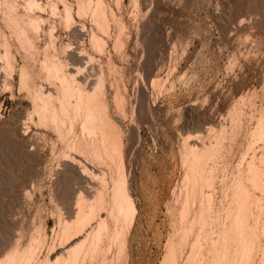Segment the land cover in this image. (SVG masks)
<instances>
[{"label": "rangeland", "instance_id": "rangeland-1", "mask_svg": "<svg viewBox=\"0 0 264 264\" xmlns=\"http://www.w3.org/2000/svg\"><path fill=\"white\" fill-rule=\"evenodd\" d=\"M35 1L40 8L32 11L29 0H0V260L26 250L27 256H34L29 264H49L59 251L62 213L69 212L81 184L77 167L62 164L60 158L70 140L83 136L79 121L71 130L64 119L60 128L40 113L44 100L55 98L48 92H57L58 84L46 79L40 68L42 61L53 58L65 63L67 74L86 83L88 92L103 77L109 116L123 138L127 176L138 209L128 260L120 264H160L179 222L187 186L183 177L193 144L213 143L216 152L220 146L206 174L216 172L212 177L224 178L222 182L228 178L229 185L226 188L227 181L224 185L213 177L215 187H209L217 193V201L210 195L216 201L212 200L214 209L229 206L234 174L250 172L246 162L254 159L257 168L253 166L263 170L264 177V136L253 135L260 118L264 124V0ZM97 3L108 17L109 37L91 18ZM10 4L12 14L42 21L39 32L23 25L33 53L28 41L21 42L10 26ZM80 4L86 10L91 6L87 17L78 14ZM66 6L72 9L73 22L67 20ZM93 33L106 39L103 53L93 48ZM39 91L49 96L43 99ZM119 98L122 104L117 103ZM56 100L52 102L59 106ZM257 185H247L255 196L250 197L249 232L254 231L250 234L256 247L247 255L250 262L242 264H264V185ZM198 187L200 200L211 192L206 186L202 194ZM64 213L66 219L69 213ZM206 258L202 264H210Z\"/></svg>", "mask_w": 264, "mask_h": 264}, {"label": "bare ground", "instance_id": "bare-ground-1", "mask_svg": "<svg viewBox=\"0 0 264 264\" xmlns=\"http://www.w3.org/2000/svg\"><path fill=\"white\" fill-rule=\"evenodd\" d=\"M89 2L91 4L93 1L91 0ZM98 3L96 4L97 8L95 7L96 9L94 8V10L91 13L92 14L91 18L94 19L93 22H95V24L99 26V29H103L102 31H105V33L103 32L105 36L107 35L109 37L107 32L109 31L108 29L110 25L107 24L108 21H106L107 19H105L107 17L106 15H105L106 17L104 18V14H103L104 10L102 9L103 5L100 6L99 8ZM10 5H8L7 7V11L10 16L9 18V23L11 24L10 26L14 28V31L18 34V36H21L20 37L21 39L18 38V36H16L18 40L20 39L21 42H22V39L23 40L25 39L28 41L29 37L26 35L27 34L26 30L23 27L24 23H26L25 25L30 26V28H33L32 31L35 32V30H37L40 27V23L42 21L40 18H35V17L23 18V17L16 15L17 13L12 14L14 8H12V5L11 6ZM27 5L29 9L32 11L40 8V4L35 0H29ZM89 7L91 8V6ZM89 7L86 10L83 4L78 5V14L81 16L84 14V16L87 17V15L90 13L88 11ZM66 12H67L66 13L67 20L69 22H73L72 9L70 6H66ZM39 29L37 30V32L40 31ZM15 32L14 34L16 35ZM101 38L102 37L99 38L97 37V35L93 33L91 42H92L93 48L98 50V52L102 51L103 53V50H105L104 47L106 45L105 43L106 39L104 38L101 39ZM29 41H28V44H30ZM21 45L22 47H25L24 42L21 43ZM32 45L33 44L31 43L29 47H32ZM27 47L28 46L26 45V49L30 50V48H27ZM32 48H33L31 49L32 51L30 50L31 53H33V50H34V47ZM34 52L36 54V50ZM35 54L34 55L32 54V55L35 56ZM42 63L43 65L41 66ZM41 64H40V68L43 67L41 69H44L46 71L47 78L46 77L45 78L50 80V82L54 81L55 84H58L57 86L55 85L57 87V92L53 93L55 95H53L51 92H48V93L51 97H55L57 99L56 101H58V105H59V106H56V104L53 103L55 98L49 97L48 98L49 100L54 99V100H51L50 102H47L49 100L45 98L47 99L46 102L44 100L43 105L40 106L41 115L44 118L49 119L52 123H54L57 126H60L61 124H63L64 119H68L69 121L68 120L67 121L70 122L71 130H73V126L74 124H76L75 121H79L81 130H82L81 133L83 132V136L81 137L77 136L79 138L76 137V139H74L73 141L70 140V142H68L67 144L65 143L67 145V149L65 151L63 150L64 152L63 154H61L62 157H60L61 160H63L62 164H65V162H68V163L70 162L72 165L77 167V170L80 173L79 176L81 178L80 180L81 184L77 188V192L71 204L72 205L71 208L68 209L69 214L63 212L65 215L68 214V217L64 219L65 216H63V213L61 212L62 217H64L63 218L64 220L62 219L61 221L59 251L54 256V259L49 264H120L123 260L124 261L128 260V256H129L128 247H129V239H130L129 237L135 225L136 216L138 214V209H137L135 198L133 196L134 194H132L133 190H131V184H130L131 182H129V179L127 176L124 152H123V140H122L123 138L120 134V130H118L116 124L112 122L109 116L107 101L104 97L105 92H104L103 77L100 76L97 79V82L95 83L93 90L91 92H88L85 87L86 83L83 85V83L78 81L74 75L70 76L69 74H67L65 70L66 66L63 61L53 60L52 58L50 60L45 59V61H42ZM25 78H26V75H25ZM22 83L23 85L25 84V82H22ZM39 93H40V97L42 96L43 99L44 97H47L48 95V94L44 95L43 92H40V91ZM116 94L118 95L119 93H116ZM116 99L118 98L116 97ZM121 100L122 99L119 98V102L117 103H121L122 102ZM118 105L120 106V104ZM260 119L261 120L257 122L258 123L257 127L254 128L255 130H253L254 132L253 135L257 134L258 138L264 136L263 118H260ZM234 122L237 123L238 121L237 122L234 121ZM62 127L60 126V128ZM234 133H232V135ZM216 141H219V140H216ZM193 145L192 146L194 148L191 146L192 149L190 151L191 156L187 160L188 170L185 174L186 176L183 177V179L185 178L183 182L186 183L185 185L187 186L184 189L185 190L184 200L181 202L182 205L179 211V222H178V225L175 226L176 229H174L175 232H173L174 233L173 237H171L170 240L167 242L166 253L160 264H202L204 263L202 261V258L203 260H205L206 258L205 251H207L206 261L209 259L210 264H237V260L239 261V264L240 263L242 264L243 261L247 262V259H248L247 255L249 254V252H251L250 248L253 249L252 246L254 247L255 245V243H253L254 241L253 238H251L252 237L251 234L254 233V231L251 230L253 231L251 234H250L251 231L249 232L251 228L250 227L251 224L249 223L250 221L249 219H251L250 218L251 217L250 216V213H251L250 206H252L250 205V197H252L253 195L250 193L249 191L250 189H248V186H249V183H251L252 185V182H254L255 184H258L260 188H262L261 186L264 185V184L262 185V183L264 182V180L262 179H264V177H261L263 170H261L262 173L258 171L260 169L256 170L257 167L255 166L253 162L254 160L253 158H252L253 160H250V162L252 161L253 163L252 162L248 163L249 161L245 158L248 161L246 162V164L249 165L248 169L250 170V172L244 171L247 174L243 175L242 173L243 170L242 171L240 170L238 172L239 175L236 174L237 176L234 173H232L235 176L233 177L234 178L233 181H231L233 184L230 182V185L232 184V186L230 187L233 191L230 193V195H228L229 196L228 198L226 197L227 195H224L225 198H227L228 200L230 198V202H227L229 206L227 207L224 203V205L227 208L226 207L223 208V204H222L223 210H220L221 206H218L220 207V209L217 207H216L217 209H214L215 206L213 207V204H215V202L218 199L216 200L215 196H217V193H215L214 192L215 190L213 191L214 188L212 189L211 187L213 186L215 187L213 177L215 178L217 175L216 176L214 175L212 177L213 173H216V172H213L211 176L210 174H206L208 172V171L206 172V168L208 167V163L210 160L216 159L217 152L219 153L220 151V146H219V151L216 152L214 150L216 149L217 145H213V143H209L208 146L207 144H204V143L201 146L198 144L200 147L197 146V144H193ZM224 145L221 147V149H225L226 151V147H224ZM228 149L230 151V148ZM221 151L223 152V150ZM225 153H228V152H225ZM218 156L220 155L218 154ZM243 158L244 157H242V159ZM245 159L244 161H246ZM260 161H261V158H260ZM242 162H240V164ZM71 167L73 169V166ZM239 168H242V167L239 166ZM212 170L213 169L209 170V172ZM224 170L226 171V169ZM216 171H219V169ZM222 179L224 178H221V180L220 179L219 180L222 182ZM218 181L216 183H218ZM226 181H223L225 182L224 185L226 184ZM228 183L229 182L227 181L226 188L229 185ZM218 185L220 186L221 184H218ZM198 186H200V188L202 187L201 193L204 191L203 189L207 187L209 188L211 192L212 191L213 192L212 194L210 192L209 195L204 194L205 195V196L203 195L204 199L202 198V200H200L198 197H200L201 194L197 196L199 194L197 190ZM254 186H252L251 188H253ZM222 187H218V188L221 189ZM70 190L72 189L70 188ZM228 191L230 192V188L229 190H227V192ZM224 192L227 193L226 191ZM180 194H182V192H180ZM210 195H213L216 201L212 199L213 196L211 197ZM224 196H223V199H224ZM253 199L254 198H252V200ZM212 200L215 202L213 203ZM197 202H199V204L196 206ZM260 203H263V202H260ZM256 237L254 235V238ZM259 248H258V251L262 249V248L260 249ZM17 251L8 253V255H6L4 259L0 260V264H29L30 260H32L31 256L33 255L27 256L28 251L26 250L23 253L21 252L19 253ZM255 255H258V254H255ZM249 256L251 255H248V257ZM250 260L248 262H250Z\"/></svg>", "mask_w": 264, "mask_h": 264}]
</instances>
